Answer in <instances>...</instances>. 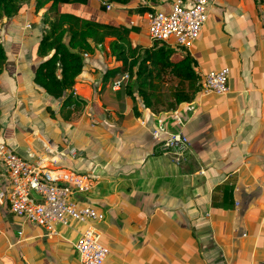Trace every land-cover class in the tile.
<instances>
[{
  "label": "crops",
  "instance_id": "obj_1",
  "mask_svg": "<svg viewBox=\"0 0 264 264\" xmlns=\"http://www.w3.org/2000/svg\"><path fill=\"white\" fill-rule=\"evenodd\" d=\"M209 3L208 21L188 52L202 77L230 70L229 94L203 93L175 111L144 110L140 117L125 88H113L116 79L102 84L104 72L118 66L108 45L85 57L88 70L74 87L85 105L68 116L63 101L34 86L44 11L35 14L33 1L0 24L11 54L0 76V142L33 165L88 178V191L74 199L104 217L95 225L110 251L104 264H264V6ZM87 8L86 17L138 26L134 47L153 46L148 14L123 7L108 18L98 5ZM177 114L190 149H161L152 131L160 119L178 131ZM9 189L1 179L0 264H80L75 246L84 225L59 226L48 238L10 212Z\"/></svg>",
  "mask_w": 264,
  "mask_h": 264
},
{
  "label": "trees",
  "instance_id": "obj_2",
  "mask_svg": "<svg viewBox=\"0 0 264 264\" xmlns=\"http://www.w3.org/2000/svg\"><path fill=\"white\" fill-rule=\"evenodd\" d=\"M34 1V13L44 11L41 20V39L36 54L42 60L35 70L34 86L53 101H63V110L71 116L85 102L76 100L74 87L88 70L84 55H94L99 46L108 45L109 54L118 66L103 74L104 88L118 76L128 74L125 87L136 117L144 110L158 115L177 110L183 104L196 102L204 91V78L187 49L162 41L151 48L134 47L130 36L140 28L130 23L115 24L110 19L84 17L65 10L64 6H99L106 14V4L129 8L130 13L154 14L176 0H0V24L16 19L24 6ZM11 54L1 41L0 76ZM1 88V86H0Z\"/></svg>",
  "mask_w": 264,
  "mask_h": 264
},
{
  "label": "built area",
  "instance_id": "obj_3",
  "mask_svg": "<svg viewBox=\"0 0 264 264\" xmlns=\"http://www.w3.org/2000/svg\"><path fill=\"white\" fill-rule=\"evenodd\" d=\"M105 4L107 0H94ZM264 6V0H260ZM209 0H176L170 12L158 11L148 14V34L150 39L176 44L190 49L200 37L209 15ZM114 5L106 4L111 12ZM31 26H26V29ZM87 57V55H84ZM228 68L206 74L204 91L206 94L226 96L230 92ZM129 75H121L113 82L114 89L125 88ZM178 131L170 132L163 120H159L152 136L161 149L187 151L190 141L185 135L186 123L177 114ZM9 182L7 197L10 212L30 221L45 230L46 237L57 236L58 227H70L73 223L84 225L75 249L80 264H104L110 251L101 244V235L96 224L103 215L90 206H82L74 196L88 191L90 183L85 175L70 170L33 165L14 150L0 142V183ZM35 193L40 200L33 197Z\"/></svg>",
  "mask_w": 264,
  "mask_h": 264
},
{
  "label": "rangeland",
  "instance_id": "obj_4",
  "mask_svg": "<svg viewBox=\"0 0 264 264\" xmlns=\"http://www.w3.org/2000/svg\"><path fill=\"white\" fill-rule=\"evenodd\" d=\"M64 7H65V10L73 12L75 14H79V15L84 16V17H86L88 15V13H87L88 8L87 7H84V6H64ZM27 8H28V5L24 6V10ZM118 13H119V9L115 8L113 11L107 12L106 16H108V18H109V17H113L114 15H116ZM38 20L39 19L37 17H34V19H31L30 22L38 24L39 23ZM0 30H1V28H0ZM87 63H89V61H87Z\"/></svg>",
  "mask_w": 264,
  "mask_h": 264
},
{
  "label": "water",
  "instance_id": "obj_5",
  "mask_svg": "<svg viewBox=\"0 0 264 264\" xmlns=\"http://www.w3.org/2000/svg\"><path fill=\"white\" fill-rule=\"evenodd\" d=\"M33 197L36 198L37 200H40V197H37L36 194L33 192L32 193Z\"/></svg>",
  "mask_w": 264,
  "mask_h": 264
}]
</instances>
